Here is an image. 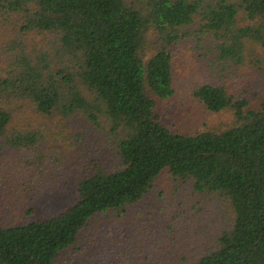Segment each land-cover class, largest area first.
<instances>
[{"label": "trees", "instance_id": "obj_1", "mask_svg": "<svg viewBox=\"0 0 264 264\" xmlns=\"http://www.w3.org/2000/svg\"><path fill=\"white\" fill-rule=\"evenodd\" d=\"M12 13L21 20L18 36L41 39L6 43L0 150L32 147L42 132L11 128L20 101L35 116L80 113L105 124L115 156L76 179L70 206L15 225L0 221V264H59L94 216L124 212L163 170L191 180L195 192L216 193L233 216L203 252L148 264H264V93L236 94L218 80L194 86L209 112L232 113L220 130H172L157 112L175 92L171 48L194 24L216 60L252 58L264 84V0H0V16ZM151 31L159 41L149 51Z\"/></svg>", "mask_w": 264, "mask_h": 264}, {"label": "rangeland", "instance_id": "obj_2", "mask_svg": "<svg viewBox=\"0 0 264 264\" xmlns=\"http://www.w3.org/2000/svg\"><path fill=\"white\" fill-rule=\"evenodd\" d=\"M20 25L17 14L0 16V72L8 40L24 39L30 44L41 39L34 33L18 36ZM198 33L196 24L189 26L183 39L171 48L175 92L157 106L161 120L176 131L220 130L233 120L228 110L209 112L204 108L192 93L198 84L218 80L236 94L264 93L259 63L252 58L237 64L218 61L207 39L198 41ZM150 38L152 51L159 37L151 31ZM12 107L11 128L26 130L33 125V131L42 132L32 147L0 150V221L4 225L52 215L70 206L76 179L90 172L94 162L111 165L115 156L114 138L103 123L94 126L80 113L64 120L59 114L55 119L35 116L20 101H14ZM232 216L227 201L216 193L195 192L191 180L174 178L163 170L147 194L127 205L124 212L94 216L76 244L63 252L59 264H148L162 256L203 252L214 244L220 229L230 226Z\"/></svg>", "mask_w": 264, "mask_h": 264}]
</instances>
